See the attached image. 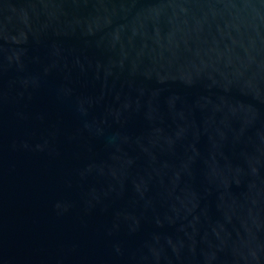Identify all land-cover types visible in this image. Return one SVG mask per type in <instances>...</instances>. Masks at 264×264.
<instances>
[{
  "label": "water",
  "instance_id": "95a60500",
  "mask_svg": "<svg viewBox=\"0 0 264 264\" xmlns=\"http://www.w3.org/2000/svg\"><path fill=\"white\" fill-rule=\"evenodd\" d=\"M0 264H264V0H0Z\"/></svg>",
  "mask_w": 264,
  "mask_h": 264
}]
</instances>
